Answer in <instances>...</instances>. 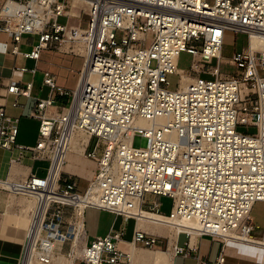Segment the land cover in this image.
<instances>
[{"label":"built area","instance_id":"1","mask_svg":"<svg viewBox=\"0 0 264 264\" xmlns=\"http://www.w3.org/2000/svg\"><path fill=\"white\" fill-rule=\"evenodd\" d=\"M227 30L248 36L229 59L231 74L221 69ZM0 33L11 36L14 55L38 61L44 49H66L84 57L74 90L42 71L50 93L30 112L40 122L34 146L17 144L20 118L1 101L14 95L13 106H21L18 97L31 96L33 82L11 81L0 94V152L49 162L44 176L0 178V188L34 200L22 263L28 255L49 263L57 242L73 240L67 207L74 216L83 206L84 213L91 207L170 226L187 236L175 255L196 253L192 240L205 236L254 242L245 235L255 238L251 213L264 202V0H0ZM23 37L33 38L30 51L21 50ZM183 52L193 56L189 70L178 67ZM243 125L256 131L242 132ZM79 133L88 136L84 156L97 164L83 193L76 180L62 178ZM137 135L146 147L133 146ZM161 197L172 198L169 213ZM123 235L97 236L77 260L130 264L131 248L119 247ZM157 241L136 228L131 244L154 248Z\"/></svg>","mask_w":264,"mask_h":264},{"label":"crops","instance_id":"2","mask_svg":"<svg viewBox=\"0 0 264 264\" xmlns=\"http://www.w3.org/2000/svg\"><path fill=\"white\" fill-rule=\"evenodd\" d=\"M11 43V36L0 33V94L5 93L6 86L11 81L33 82L31 96H19V107L13 106L15 101L14 95H8L5 100L6 112L10 116L20 118L19 134L17 136V144L34 146L38 140L39 120L30 117V112L34 107L37 98H46L50 93V88L43 84L42 71L50 70L56 75L60 85H65L63 79L57 72L58 66H63L64 60L69 61L70 52L66 49L54 50L44 49L41 53L40 60L26 58L21 54H12L8 46ZM33 38L23 37L20 48L22 51H30L32 49ZM7 45V46H5ZM76 55V54H73ZM71 59V58H70ZM70 70H73L71 61L69 62ZM25 66L29 69L37 68L36 74L29 72L22 73L16 70V67ZM83 65L77 70V80L72 87H65L71 90L77 88L80 80ZM63 81V82H62ZM58 103L63 106L67 102V98L57 96ZM18 152L16 150H3L0 152V178L9 180H25L32 173L39 175L40 169L35 168L34 160L27 154L21 161H16ZM68 162V160H67ZM85 170L80 172L78 168L72 166L63 170L62 178L74 179L78 183V191L84 192L93 178L97 164L95 160L87 159ZM67 164V163H66ZM74 170V171H73ZM47 172V169H46ZM46 174V173H45ZM149 199H156V196H148ZM161 201V198H159ZM34 200L21 194L0 188V237L13 236L15 232L23 234L24 227L18 226V221H25V225L29 224L24 205ZM34 206V205H33ZM65 216L68 221L74 220L75 216L72 208H65ZM26 217V218H25ZM91 218L94 227L92 230L88 228V221ZM7 224V225H5ZM3 225V227H2ZM85 225V244L92 241L97 236H104L111 230H122L124 232L123 240L119 243L121 249L131 248L133 258L130 264H197L198 261L216 262L219 258L224 257L221 264H264V248L262 246L240 244L233 241H224L221 238H213L205 236L192 240L197 246L198 251L189 256L175 255L173 247L176 244L182 245L187 241L185 234H177L175 237L174 229L170 226L155 224L148 220L136 221L132 218H126L116 215L112 212L100 210L96 208H87L84 213ZM2 227V228H1ZM144 229L150 234L158 237V241L154 248H146L138 245H132L131 240L135 229ZM261 236H255L257 239H263ZM173 237V238H172ZM84 244V245H85ZM55 250L62 246L61 243L55 244ZM75 264H86L81 260H77Z\"/></svg>","mask_w":264,"mask_h":264},{"label":"rangeland","instance_id":"3","mask_svg":"<svg viewBox=\"0 0 264 264\" xmlns=\"http://www.w3.org/2000/svg\"><path fill=\"white\" fill-rule=\"evenodd\" d=\"M247 44H248L247 34L242 33V32L235 33L231 30L226 31L225 41H224V46H223L224 61L221 65V69L224 74L234 73L235 67L229 64V59L233 56V53L236 50H241L243 47L247 46ZM70 58L68 59L69 61L64 60L63 66H58L57 68V72L60 74V76L63 79L65 78V82H64L65 85H62L63 87H66V86L72 87L74 85V83L77 80V74H78L77 70L84 63V57L82 55L70 54ZM70 61L72 63L73 70H70L68 68L70 66V63H69ZM192 62H193V56L187 52H183L180 55V58L178 61V67L183 70H189ZM215 62L216 60H214V64ZM169 80L171 81V88L176 89L179 83V76L175 74L169 75ZM238 129L246 133H254L256 131L255 127H250V126H245V125L239 126ZM95 142H96V139L92 140V145H94ZM147 143H148V139L141 135L135 136L133 140V146L138 147V148L146 147ZM84 159L87 160L86 157H84ZM48 165H49V162L43 161V160H39L35 163V168L40 169L39 176L45 175ZM161 202L163 205L162 211L165 213H169L172 207V202H173L172 198L161 197ZM251 215L253 218V222L256 226V229L253 231V235L261 236L264 233V202L263 201H257L254 204ZM88 228L89 230H92L93 228H95L94 224L92 223L91 218L88 221ZM72 249H73V240H70V241L63 243L62 246L59 247V249L56 251L59 253H62L66 259H69L72 254ZM76 261H77V257L74 260V264Z\"/></svg>","mask_w":264,"mask_h":264},{"label":"bare ground","instance_id":"4","mask_svg":"<svg viewBox=\"0 0 264 264\" xmlns=\"http://www.w3.org/2000/svg\"><path fill=\"white\" fill-rule=\"evenodd\" d=\"M189 77L184 76L182 79V84H184ZM88 141V136L83 133H79L75 136L71 150L67 156V164L63 167V169L71 168L72 166L78 168L80 172L85 170L86 159H84V147ZM74 171V170H73ZM94 174V173H93ZM15 181H18L17 179ZM24 205V212H26L27 219L29 221L31 216V210L33 208L34 203L32 201L28 202ZM153 217V215H151ZM26 218V217H25ZM149 222H153L149 219ZM143 221V220H142ZM19 227H24L25 231L23 234L19 232H15L13 236H5L0 237V264H74V260L76 257L80 256L82 253V249L85 244V225H84V212L83 206H80L77 209L74 218V237H73V249L72 254L69 259H66L62 253L53 251L52 260L49 263H40L36 260L33 255H28L23 263H22V253L24 249L25 237L27 234L28 224L25 225V221H18ZM174 229V228H173ZM175 237L178 234V231L174 229ZM236 235V234H234ZM248 240H254V242H246L244 240H240L237 238L226 237V241H233L242 244H250L256 246H262L264 248V237L263 239H257L250 236L245 235ZM173 238V237H172ZM194 240V239H193ZM82 245V246H81ZM56 246V245H54Z\"/></svg>","mask_w":264,"mask_h":264}]
</instances>
